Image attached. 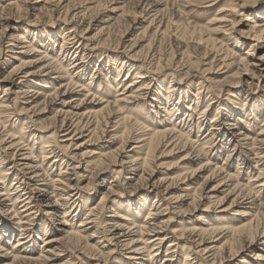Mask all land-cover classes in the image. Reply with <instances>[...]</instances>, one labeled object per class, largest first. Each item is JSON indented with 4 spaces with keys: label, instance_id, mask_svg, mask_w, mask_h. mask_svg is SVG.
<instances>
[{
    "label": "bare ground",
    "instance_id": "6f19581e",
    "mask_svg": "<svg viewBox=\"0 0 264 264\" xmlns=\"http://www.w3.org/2000/svg\"><path fill=\"white\" fill-rule=\"evenodd\" d=\"M8 1L4 7L2 4L4 0H0V29L4 32H6L8 26H5L3 23L11 21L13 13L22 12L24 5L31 0ZM116 1H119L120 4L122 3L124 5L127 0H99L92 7H82L81 11L71 14L68 13L70 8L68 9L67 5L65 17L69 16L70 25L68 28L62 30L65 34L61 40V51H67L70 53L72 49L73 51H77L79 47L83 46L84 49L88 48L85 50L90 51L107 47L112 48L115 51L121 48L125 50L127 49V52H131V49L136 45V41L130 42L127 47H124V43H122L123 36L115 39V41L111 39V35L117 22L123 19L126 14H131L128 11L113 8V11L122 10L121 14L114 18L109 16L110 18L108 17L107 21H100L104 26L100 31L102 34L105 32V39L97 41L94 44L90 43V48L88 47L90 41L86 43L80 41V39L83 38L82 33L84 34V32L88 30L89 24H87V28L79 29L77 27L78 25L74 22L76 19L82 21L87 18L86 16L91 11L105 8L110 2ZM220 1L221 0H210V6L208 7L214 6ZM233 1H241V6L233 5ZM47 2L50 3L51 0H46L44 4H48ZM60 2L61 0H58L57 4H60ZM247 3H249L247 0H231L229 5L222 7L217 14H214L211 17L210 22L204 27H196L189 24L182 27L178 22L174 27L176 29H181L183 33L181 38L176 39L180 42L177 44L176 51L170 52V58L163 59L160 44H157L155 38L158 36L160 37L161 35L165 36V33H169L170 24L163 26L164 22L162 23V21H159V24L157 25L155 24L158 18H162L166 13L164 12L165 9H162L161 7L167 5L174 6L176 4H182L184 6L193 5L189 0H139L138 8H141L140 14H143L144 12L150 14L151 9H154V14L149 19V25L145 29L147 31L148 28H151L152 32L148 45L150 54L145 59H142L140 54L137 53L128 55L130 62H135L136 64L131 63L127 66L128 72L124 74L125 78L122 79V81L125 82L127 78H133L126 81L123 86L121 85L122 81H120V79L123 78L124 75L122 77L120 76L123 73V67L125 66V64L123 65L124 61L117 67V63L113 61L110 62L106 59V66L108 68L113 67L118 68L119 70L116 71L117 77H112V80L109 76H104V81L108 83L105 87H102V83L98 77L95 79V75H101V69L94 71L87 84H85L81 83L82 77L87 70V67L85 69L84 52H82L83 58H81L80 61L76 60L71 64L72 67L69 68L74 72H70L71 70H65L60 62L55 60V57H51L50 54L47 53V49H44V51H36L37 48L32 47L33 45L31 41L27 40L28 38L20 34L18 31V34H15L17 32L10 35L6 33L3 34L0 37V60L7 55L8 58L5 59V63L3 64L5 67H2L0 63V84H7L8 87H10L13 91V98L11 101L12 105L10 106L9 102L11 98H6L8 89H5V87L3 95L0 97V152L3 154V158H10V164H7L10 166L7 167L0 160V199L3 198L0 202H12L11 205L5 207L11 211L14 218L19 217L17 219V224H21L22 220L30 221V217L34 215V211L38 212L41 207H44V214L48 216L50 220L58 221L59 228L56 230L57 232H60L61 236L59 239H46V248L50 247L49 249H51L52 245L50 244L53 243H57L58 245L63 244L64 242H70L75 245L82 243L83 250H85V252H94L96 257L101 258L103 264L107 262L112 251L105 253L103 245L93 241L99 236V234L102 235L104 240L105 237H107L105 235L106 233L109 238L105 239L104 242L108 245L114 246V249H116L115 247H120L124 250H128L129 260L132 264H139L138 261H146V264H153L154 256L157 255L160 248L165 246L166 243L169 244L166 249L167 252L163 264H175V253H179V250H184L185 252L182 264H222L221 262L223 260H218L220 255L228 254L229 256L232 255V257H234V255H237L236 253L246 248H254L253 250H258L254 257L255 260L258 261L256 264H264V249H260L259 251L257 247L258 245L264 246V228L260 231L258 226H254V222L259 215V210L257 211L256 209L257 212H255V207L252 209V206L256 205L254 204L252 196L250 202H242L238 204L237 201L241 198H243L244 201L248 200V198L242 197V192H244L243 190L246 189L247 186L240 184L241 182L238 180L237 173L236 175H233L228 173L226 168L224 169L223 167H218L216 165L212 166L213 164L211 165V160H213L211 152L213 153L215 151L216 153L222 149L221 146H208L214 143V140L211 139L214 138L215 135L216 139L224 138L228 135L227 131L225 132V129L216 128L217 126H221V112L219 110L216 111L214 119H212L213 121L210 123V133L207 134L210 138L202 144H197L201 139L199 140L195 138L196 141L193 142L192 138L190 139L189 137L190 135H185L181 130L182 128L177 129L176 127V120L180 119L179 115H181L180 107L181 104H183L184 99L187 98L186 94H188V91L182 90L180 87L175 89L172 82L169 83L168 88H165V84H160V86H158V95L160 97L151 99L152 95L155 93L150 87L152 85L151 81L154 80L155 83L158 82L157 79L153 77L158 76L162 70H168L170 67L185 70V72H181L177 76L172 74L174 79L176 77L178 86L182 84L184 79L193 76L191 72L195 70L200 72L199 74L204 78L206 73L209 74V72L213 70L214 62L217 60V57H219V63L216 66L218 68L217 71L223 67L224 69L230 70L228 73L235 71L233 75L237 76L240 75V71H245L253 78L258 79L257 85H260V82L263 85L264 68L261 70H258L257 68H255V70L249 69V64L245 62L243 58L239 59L238 57H235L236 55L233 53V50L226 44V39L229 38L225 37L227 36L225 34L229 32L227 27L235 25V21L229 20L231 15L228 16L226 13H232L236 6L242 8ZM123 5L122 8L124 7ZM43 6L44 5L42 4V7ZM179 8H181L180 5ZM166 14L168 15V11ZM171 15L173 14L171 13ZM171 22H173V20ZM257 23H264L263 15H261V20H258ZM154 24L155 26L153 27ZM249 33H254L257 40H263L264 24L258 27L253 24L249 27ZM121 34L123 35L124 33ZM220 35L224 36L223 40H219V38L216 37ZM168 36L170 35L168 34ZM185 36H188L189 38H186ZM186 39H189L188 41H195L196 43L194 44V47H199L200 43L203 44V57L198 60V63L197 61H191V54L188 51V47L184 48L183 46L181 41H184L185 43V41H187ZM234 39L237 41L238 38L234 37ZM114 44L115 46H113ZM92 46L95 49H93ZM232 46L236 48V45L233 44ZM254 47L255 45H252L249 51H254L252 49ZM209 52H214L216 55H219L214 56L209 64H205L204 62L201 63L206 60ZM28 54L33 56L36 55L35 57L37 60L26 62L22 60L23 58H18ZM101 55L102 53L99 56L101 57ZM175 57L176 60L174 62L173 58ZM10 60L17 64L13 63L12 68L7 69L6 66L11 62ZM90 61L88 62V66ZM199 64H203L202 66L208 68L202 71L199 68ZM132 69L133 72L130 74ZM211 81L212 79H206V85L197 88L196 95L194 96L195 101L200 98L201 93L204 91H207L208 93L213 91ZM226 83L225 86L233 89L238 87L242 88L243 86L240 85L241 83L239 81ZM30 84L38 86V88L31 87ZM111 89L116 93V96L112 101H109V98L107 97L109 92H106L107 90L111 91ZM98 90H100V93L102 94L99 95ZM175 94L177 96L176 99H179L177 102L175 98H173ZM247 100L248 94H245L242 103L236 104L237 106L234 104L235 106L232 105L231 107H228L225 110L226 117L223 120H233L234 122L236 120L238 122H243L241 121V118L244 117H246V119L250 116L254 119L261 117L260 113H262L261 111L264 108L263 101L255 97L251 99L252 101L250 103H247ZM149 101L158 104L155 110L149 112V115L147 113L148 117L152 115V119H154L155 124H157V127L155 128H150V126L140 123L137 119V112L132 110L133 108L139 109L144 107L146 102ZM195 101L192 103L191 100V103L188 104L184 110V115L189 117V121L192 119V112L198 107V102ZM211 102L212 99L207 102L203 112L208 110ZM48 109L50 110L49 112H54L52 116L54 127L52 129H48L49 127L46 128V125L42 124V122L41 124L37 123L38 118L36 117L43 114V112ZM13 114L16 116H24L23 120L20 121L23 123L19 131H17L15 125L18 121L17 119H14L15 117ZM232 117L233 119H231ZM34 118L36 119L34 120ZM219 119L221 121L220 123ZM204 120L206 119L203 118L202 121H197L195 125L196 134L200 133ZM244 122L246 121L244 120ZM53 123H51L50 126H52ZM235 125V123L228 125L231 126L230 131L236 130ZM112 126L113 128H116L111 132L105 130ZM190 126L191 125H188L187 128H190ZM31 127H34L38 132L40 131V134L52 130L51 135L46 138L47 142L39 148L37 156H35L36 151H34L33 146L30 145L31 142H27V135L34 134L32 133L33 131L31 132L29 130ZM84 133L87 134L85 136V141L80 143L74 142L78 140V138H81ZM105 136L108 140L103 142L108 144L107 147H101L100 149L92 146H97L98 143L102 142V139H104ZM231 136L234 138V150L236 147L242 148L243 145H245L246 152L248 151L252 155L253 153H258V157L255 156V159L258 158L257 161L254 162L250 157H247V161L250 163L252 162V164L254 163V165L262 162L260 166H264V123L256 138H250L246 133L240 131ZM37 137L42 140L45 138V135H38ZM239 137H241L240 140H235V138ZM239 141H243V144ZM131 143L132 147L129 149L128 145ZM196 144L197 146H195ZM115 145L117 147H115ZM207 148H212L209 155L207 154L209 152ZM160 149L163 150L159 151ZM230 151L231 149L228 152ZM23 152L25 154H23ZM174 152H177V154L184 153L178 161V167L181 170V173L169 179L167 177L170 174H167L166 178L151 183L153 176L151 168L154 165L153 160H159V157L163 155L171 156ZM18 153L22 154L18 155ZM157 153H159V157L157 156ZM229 154L230 153L226 155L225 161L229 157ZM259 155L262 156L259 157ZM17 156H20V158H17ZM241 159L242 158L239 155L237 161H241ZM48 160H51V166L45 169L43 164ZM190 164L200 165L197 170L193 171L190 167H187ZM224 164L225 163H223L222 166H224ZM178 167H172L167 169V171H172ZM246 168L249 169V166ZM92 169L95 170L91 172ZM262 169L264 168L262 167L261 170ZM54 170H57L59 173L55 180L53 179V174L55 173ZM110 171L116 173L112 177L113 179L107 183L106 189H104L106 191L101 193V198L98 204L86 209L85 216L80 220L77 227H75L73 223L69 224V221L74 219L77 214L74 215L71 220H68L67 218L71 215H67L68 211H65V209L62 210V208L65 204L71 201V207L73 206L75 208L74 212L76 211L78 214H81L84 208L81 205L82 195L78 193L80 191V182H82V180H87L82 189L93 192L95 188H97L99 180ZM205 171L209 172V176L206 178L204 184L208 182L207 180L214 182V180L219 179L210 191H208L207 188H204V186L195 187L200 178V174ZM147 172H149V174H147ZM87 173L90 175L89 177H86L87 175L84 176ZM146 174L148 175L149 180L144 178V175ZM262 175L263 170L260 171V169H258L256 178L252 179L253 182L259 183L258 186H262V183H264V180L261 181V179H263ZM124 176L131 177L128 180H135V185L143 183L144 188L134 187L132 188L133 191H125L124 187L126 185L124 184ZM11 178L13 181L12 188H14L13 193H9L10 191L7 190L6 184L7 179L9 180ZM175 182H178L180 185L176 187V190L180 193V196L175 199L176 203L189 201L188 206H193L195 207L194 209H196L198 208V202H205L204 205L206 207L202 212L210 214L209 218H212V223L208 224L205 219H203L202 221L198 220V222H200V225L198 226L189 228L184 227L175 230L172 229L173 227L169 223L170 220H163V214L166 213L169 206H171L170 201L164 196L168 195L170 186L174 185ZM249 182L247 183L248 185ZM164 183L169 184L165 189L161 190ZM112 184H114V186H111ZM222 186H226L228 190L223 197L224 199L214 196L215 192H219V189ZM58 187H62V190L58 189ZM63 188L67 190L66 194L58 192H64ZM206 190L208 191L207 193ZM72 191H74V194L69 195ZM142 191H145L144 194L146 197L142 200L144 205L141 204V206H146L147 208L144 225H142L143 223L140 225H137L136 223V218L138 217L136 215H138L137 212L139 211L140 203L137 202L134 204L131 203V201H126L124 204L118 203L117 210L112 209V216H110L112 219L107 221L108 227L100 226L101 223L96 219L101 214L104 205L103 203L107 199L115 197L120 198L125 193L139 195ZM200 192H204L205 195H200ZM152 195H154V200L149 204L147 201ZM61 196L67 197L66 199H62V201H59L61 199L58 198ZM227 198L232 199L230 206L236 205L244 208V212L238 216H242L246 219L241 222L240 225H234L231 223L232 221H229V223L225 222V219L220 220L218 216L230 208L221 207L224 200ZM59 202H61V204ZM79 202H81V204ZM162 203L165 209L161 210L159 207L162 206ZM18 205L20 206L18 207ZM119 210L121 212H118ZM22 214L24 217H21ZM261 214H263L264 217V213ZM37 234L40 233L35 232V238L39 239V237L36 236ZM12 236L13 231H11V228L7 225L0 224V242L3 241L4 244L5 242L7 244ZM100 238H97V240ZM24 239L25 238L18 239L16 246L24 245ZM21 240L22 243H20ZM185 245L188 246L186 249L184 247ZM3 247L5 246H0L1 253L5 251ZM30 252V254L22 252V256L15 255L13 261L18 260L27 263L46 261L48 257L46 255L52 254V252L41 250L39 256H34L33 250ZM191 253L195 254L197 257L191 259V256L193 255ZM225 256L227 257V255ZM143 257H147V260H143ZM243 263L249 264L246 262H242V264Z\"/></svg>",
    "mask_w": 264,
    "mask_h": 264
},
{
    "label": "rangeland",
    "instance_id": "374dc122",
    "mask_svg": "<svg viewBox=\"0 0 264 264\" xmlns=\"http://www.w3.org/2000/svg\"><path fill=\"white\" fill-rule=\"evenodd\" d=\"M8 0H4V2L2 3L3 6L5 7L6 4L9 2H7ZM37 1V2H36ZM58 0H51L50 3L48 4H44L46 2V0H31L29 1L27 4L24 5L22 12H15L12 15V19L11 21L7 22V23H3L5 26H8L6 29V32H4L2 29H0V37L3 34H14V32H19L20 34H22L23 36H26L32 43V47L33 48H37V50L39 51H44V49H47V53L50 54L51 57H55V60H58V62H60V64L63 66V68H65V70L70 69L69 67H72V63L74 61H80L81 58H83V54L82 52H84L85 57V69L87 67V70L85 72V75H83L81 83H85L87 84V82L89 81L90 77L93 75L94 71H97L99 69H101V75H95V79L98 77L99 80L102 83V87H105L106 84H108L107 82L104 81V76H109L112 80V77H117V70H119L118 68H108L106 66V59L109 60L110 62H115L117 63V67L120 65V63H123V65L125 64V66L123 67V73L121 74L120 77H122L124 74H126L128 72V65L131 63H135V62H130V60L128 59V55H131L132 53H137L140 54V57L142 59H145L148 57V55L150 54L149 52V40L151 37V28H148V30L146 31L145 29L148 27L149 25V19L152 17V15L154 14V9H151L150 14L148 12H144L143 14L141 13V8H138V2L139 0H127L126 3H124V5L119 1L116 2H110L109 4H107V6L105 8H101L99 10H93L91 11L85 18L84 20L80 21V19H76V21H74L76 23V25H78L77 27L80 28H87V24H89L88 30L86 32H84V34L82 33V39H80V41H82L83 43H86L88 41V47L90 48L91 44L96 43L97 41L100 40H104V34L101 33V29L104 28V26L101 24L100 21H107L108 17L111 16V18L113 17H118V15L121 14V11L124 9L126 11H128L131 14H126L124 16L123 19H121L119 22H117L114 31L111 35V39H113V41H115V39L120 38L121 36H123L122 38V43H124V47H127L128 44L130 42L136 41V45L131 49V52H127L125 49H121L119 48L117 51H115L112 48H99V49H95L93 46L92 48L95 49L93 51L90 50H85L88 48H85L83 46L79 47L77 51H72L70 53H68L67 51H61V40L65 34V32H62L63 29L68 28V26L70 25L69 23V16L65 17V12H66V6L69 9L68 13H75V12H79L81 11L82 7H92L95 3H97L99 0H61L60 4H57ZM70 1V3H69ZM138 1V2H137ZM191 1L193 6H184L182 4H179L181 6V8H179V5H167L164 7H161L162 9L164 8V12L167 13L168 11V15L165 13V17L163 16L162 18H158V20L155 22V24H159V21H162L163 26L169 25L170 27V31L169 33H165L163 35H161L160 37H156L155 40L157 42V44H160V49H161V54L163 55V59H167L168 57L170 58V52H175L176 51V47L178 42H180L179 39L182 37V31L181 29H176L174 27V25L177 23L179 25H181L182 27L186 26L187 24L191 25V26H196V27H204L206 26L209 22L211 17L214 14H217V12L225 6H228L231 0H221L220 2H218L216 5L210 6L209 1L210 0H189ZM249 3H247L246 5H244L242 8H239V6H241V1H233L234 3H232L233 5H239L236 6L235 10L231 13L228 12L226 13L228 16L231 15V18L229 20L235 21V25L232 26H228L227 29L229 32H227V36L225 37H229L227 38V46L233 50V53L236 55L235 57L243 58L245 60V62H247L249 64V69H254L257 68L258 70H261L264 68V39L259 41L257 40V38H255L256 36L254 35V33H249V27L252 26L253 24H255L257 27L263 25L262 23H257L258 20H261V15L264 16V0H247ZM209 3V4H208ZM42 4L45 6L42 7ZM122 5L124 6L122 8ZM126 5V6H125ZM203 6V7H202ZM42 7V8H41ZM208 7V8H206ZM116 8V9H122L120 11H113L112 9ZM168 8V9H167ZM184 8V9H183ZM78 9V10H77ZM167 9V10H166ZM51 11V12H50ZM135 13V14H134ZM170 13V16H169ZM171 13L174 15H171ZM149 14V15H148ZM68 15V14H67ZM178 16V17H177ZM170 17V19H169ZM259 17V18H256ZM11 18V17H10ZM67 20H66V19ZM110 18V17H109ZM173 18V19H172ZM78 20V21H77ZM173 20V22H171ZM176 20V21H175ZM65 21V22H64ZM73 22V23H74ZM80 22V23H79ZM100 22V23H99ZM66 23V24H64ZM68 23V24H67ZM74 23V24H75ZM173 23V24H172ZM155 24L153 25V27L155 26ZM165 24V25H164ZM67 26V27H66ZM173 27V28H172ZM15 29V30H12ZM145 30V31H144ZM178 30V31H177ZM15 33V34H18ZM103 32V31H102ZM121 33H124L123 35ZM168 34L170 36H168ZM168 37H167V36ZM231 35V37H230ZM113 36V37H112ZM222 36V37H221ZM53 37V39H52ZM56 37V38H55ZM166 37V38H165ZM178 37V38H177ZM186 37V36H185ZM219 38V40H223L224 36L220 35V36H216ZM234 37L238 38L237 41H235ZM55 38V39H54ZM186 38H189L188 36ZM187 40V39H186ZM189 40V39H188ZM181 41L183 43L184 48L188 47V51L191 54V61L192 62H196L198 63V60L202 59L203 57V52H204V46L202 43H200L199 47H194V44L196 43L195 41ZM225 40V41H226ZM55 41V43H54ZM189 42V43H188ZM112 44V43H111ZM155 44V42H154ZM236 45V48H234L232 45ZM156 45V46H158ZM252 45H255L254 48H252L254 51H249L250 47ZM112 46V45H111ZM110 46V47H111ZM115 46V44L113 45ZM68 47V46H67ZM102 47V46H101ZM175 48V49H174ZM183 48V49H184ZM109 49V50H108ZM174 49V51H173ZM16 51H20V50H16ZM75 52V53H74ZM116 52V53H115ZM64 53V54H63ZM68 53V54H67ZM102 53L101 57L99 56ZM125 53V54H124ZM210 53V52H209ZM207 55V58L205 61H202L201 63H205V64H209L211 59L214 56H217L219 54H215L214 52L210 53ZM9 54V53H8ZM88 56H87V55ZM165 55V56H164ZM167 55V56H166ZM36 55H23L21 57L18 58H23V61H31V60H37V58L35 57ZM63 56V57H62ZM91 56V57H90ZM177 57V55H176ZM176 57L173 58L174 62L176 60ZM3 59L0 60L1 66L5 67L3 64L5 63V59L8 58V55L5 57H2ZM36 58V59H34ZM64 59V60H62ZM71 59V60H70ZM91 61H90V60ZM11 62L9 64H7L6 68L11 69L12 68V64L16 63L12 60H10ZM90 61V64L88 66V62ZM219 63V57H217V60L214 62V67L213 70L211 72L206 73L204 78L206 79H212L211 81V87L213 88V91L211 93H208L207 91H204L203 93H201L200 98L195 101L194 100V96L196 95L197 92V88L200 86H204L206 85V82L204 80V78H202V76L199 74L200 72L192 71V75L190 78H186L183 80L181 85H177V80L176 77L175 79L173 78L172 74L174 75H179L181 72H185V70H179L175 67H170L168 70H162V72L156 76L153 77L155 79H157V83H155V81H151L152 85L150 86L152 88V91H154L155 94L152 95L151 99L156 98V97H160L158 95V86H160V84H165V88H168V85L170 82H172V85L175 86V89H178L179 87L182 90H187L188 94H186L185 96L187 98L184 99L183 104H181L180 107V113L181 115H179V118L176 123V127L177 129H181L183 131V133L185 135H190V139L192 138V141L195 142L196 139H201L197 144H202L204 142H206L207 139L210 138V136L208 137L207 134L210 133L209 129H210V123H212V119H214V115L216 114V111H220L221 115H220V119H219V123L221 122V126H217L216 128H223V130L225 129V132L227 131V136H225L224 138H217L216 139V135L214 138H212L211 140H214L211 145L208 146H221V151L216 152L215 151L212 153L211 150L212 148H207L209 150V152L207 153L208 155L211 152V157L213 160H211V165L214 166H218V167H223L224 169L226 168V170L228 171V173L236 175L238 176V180L241 182L240 184L242 185H246V189H244L242 192L244 198H248L247 201H244L243 198L238 199V204L242 203V202H250L253 198L254 204L252 206V209H254L255 207V212H259V215L257 217V219L254 222V226H258V228H260L259 230L261 231V229L264 228V217L263 214L264 213V183H262V186H258V182H253L252 179L256 178V175L258 174V169H260V171L263 170V175L261 181L264 180V169L261 170V168L264 166H260L261 163L254 165V163L252 164V162L250 163L249 161H247V157H250L251 160H253L254 162L258 160L255 159V156L258 157V153H253L250 154V152H246L244 147L245 145H243V147H236L235 150L233 149L234 147V138L233 136H231L232 134H237L240 132L246 133L248 137L250 138H256L259 135L261 126L263 125V121H264V108L262 109V113H260L261 117H257V118H252L250 117H244L241 118V121L244 122V120L246 122H238L235 120V122L233 120H223L226 117V109L228 107H231L232 105L235 106L238 103H242L244 98H245V94H248V100L247 103L251 102L252 98H259L263 101L264 103V88H260V87H264L261 82L260 85H257V78H253L249 73L245 72V71H240V75H233V73L235 71H232L230 73H228V69H224L223 67L219 70L216 67ZM17 64V63H16ZM15 64V65H16ZM136 64V63H135ZM203 64H199V68L203 71L206 70L208 67L206 66H202ZM260 66V67H258ZM262 66V67H261ZM70 72H74L72 69H70ZM179 71V72H178ZM111 72V73H110ZM133 72V69L131 70L130 74ZM125 78V75L123 76V78H119L120 81H122V79ZM133 77L131 78H127V80H125V82L122 81V86L123 84L126 83V81L131 80ZM80 79V78H79ZM78 79V80H79ZM83 81V82H82ZM240 82V85H243L242 88H230L228 86H225L227 83L226 82ZM263 81V80H261ZM177 86H176V85ZM31 87H37L38 86H34L32 84H30ZM257 86V88H256ZM6 87V88H5ZM5 89H8L7 91V96L6 98L10 97L11 100L9 102V105H12V90L10 89V87H8L7 84H0V97L3 95V91ZM250 88V89H249ZM114 89V88H113ZM249 89V92H248ZM257 89V90H256ZM99 95L102 94L100 93V90H98ZM257 91V92H256ZM105 92V91H103ZM108 98L109 101H112L114 99V97L116 96V93L113 92V90H107L106 93H108ZM164 94V93H163ZM212 98H211V97ZM234 96V97H231ZM176 94L175 96H173V98H175L176 102L179 101V99H176ZM199 97V96H198ZM203 98V100H202ZM210 99H212V102L210 103V107L208 108L207 111L203 112L205 109V105H207V102L210 101ZM161 100V99H160ZM192 103L193 101L198 102V107L197 109H195L192 112L191 121H189V117H187L186 115H184V110L186 109V106L188 104ZM23 101V100H21ZM182 101V100H180ZM258 101V100H257ZM235 104V105H234ZM158 106L157 103H154L152 101L146 102V104L144 105V107H141L139 109L137 108H133L132 110H134V112H137V119L140 123H144L147 126H150V128H155L157 127V124H155L154 119H152V115L148 117L149 112H152V110H155L156 107ZM237 106V105H236ZM50 110H46L45 112H43V114H40L39 116H37L36 118H38V122L40 123L42 122V124L46 125V128L49 127L48 129H52L54 127V123L52 121V116L54 114V112H49ZM147 111V112H146ZM42 113V112H41ZM148 113V115H147ZM183 113V114H182ZM207 113V114H206ZM145 114V115H144ZM211 114V115H210ZM13 116L15 117L14 119H17V123L16 128L17 131L20 130V128L22 127V123L20 122L21 120H23L24 116H16L13 114ZM201 116V117H200ZM254 117V115H253ZM34 118V120L36 119ZM204 119V123L203 126L200 130L199 134H196V128L195 125L198 122L202 121ZM233 119V117L231 118ZM200 120V121H199ZM175 121V122H176ZM240 121V120H239ZM188 122V123H187ZM228 122V123H227ZM230 122V123H229ZM53 123L52 126H50V124ZM195 123V124H194ZM225 125H224V124ZM236 124V130H231V126H228L229 124ZM247 123V124H246ZM180 124V126H179ZM218 124V123H217ZM191 125L190 128L187 126ZM193 125V126H192ZM186 127V128H185ZM250 127V128H248ZM45 128V129H46ZM116 128V127H114ZM112 127L106 128L105 130L108 132H111L113 129ZM193 128V129H192ZM215 128V127H213ZM159 129V128H158ZM229 129V130H228ZM32 133L34 134H30L27 135V142H31L30 145L33 146V149L35 152V156L38 155V151L39 148L41 146H43L47 140L46 138H48L51 133L52 130H48L45 133L40 134L34 127H31L29 129ZM187 132H186V131ZM239 130V131H238ZM195 131V132H194ZM219 131V130H218ZM216 131V132H218ZM189 133V134H188ZM217 134V133H216ZM35 135V136H33ZM38 135H45V138H43L42 140H40L37 136ZM87 134L84 133L83 136H81V138H78V140L74 141L77 143L83 142L86 140L85 136ZM197 136V137H196ZM206 137V138H205ZM195 139V140H194ZM241 137L239 138H235V140H240ZM108 139L106 138V136L104 137V139H102V142L98 143L97 146L92 145L93 147H97L100 148L103 147H107L108 144H106V142L103 141H107ZM204 140V141H202ZM210 141V140H209ZM35 142V143H33ZM236 142V141H235ZM241 144H243V141H239ZM210 143V142H209ZM34 144V145H33ZM197 144L195 146H197ZM115 147H117L115 145ZM129 149L130 147H132V143L128 145ZM231 149L230 152H228ZM89 150V149H88ZM163 149H160L159 151H161ZM170 150V149H169ZM167 150V151H169ZM85 152V150H84ZM37 153V154H36ZM229 154V157L226 159V155ZM22 153H18V155H20ZM23 154H25L23 152ZM213 154V155H212ZM184 155V153H178L174 152V154H171V156H167V155H163L160 156L159 153H157V156L159 157V160H153L154 161V165L151 168L153 172V176L151 179V183L152 182H158V180L166 178L167 174L168 175V179L169 178H173L175 176H177L178 174L181 173V170L178 167V161L180 159V157H182ZM241 156V161H237L238 160V156ZM249 155V156H248ZM262 155H259V157ZM17 158H20V156H17ZM0 160L4 163V165H6L7 167L10 165H7L8 163L10 164V158H3V154L0 152ZM37 160V159H36ZM38 161V160H37ZM215 161V162H214ZM224 164V166H222V164ZM264 164V161H263ZM198 165H188L187 167H190L191 170L195 171L198 169ZM49 166H51V160L45 161L43 164V167L45 169H47ZM177 166L178 168H175L172 171H167V169H170L172 167ZM249 166V169H247L246 167ZM193 167V168H192ZM95 170V169H94ZM92 169L91 172L94 171ZM54 174H53V179L55 180L57 178V176L59 175L57 170H54ZM116 172H108L106 173L101 180H99V182L97 183V188H95V190L92 192L90 190H86V189H82V187L85 186L86 181L87 180H82V182H80L79 184V189L80 191L78 192L80 195H82V204L81 202H79L82 206H83V210L81 212V214H78L76 211L74 212L75 208L72 206L71 207V201H69V203L65 204V206H63L62 210L65 209V211H68L67 215H71L69 218H67L68 220H71V218L77 214V216L72 219L71 221H69L70 223H73L75 225V227H77L80 223V220L84 218L85 216V212L86 209L90 208V207H94L96 206V204H98V202L100 201L101 198V193L106 191L104 189H106L107 183L110 182L113 178V176L115 175ZM147 174H149V172H147ZM144 175L145 179L149 180L148 175ZM87 175V176H86ZM84 176L89 177L90 175L87 173ZM209 176V172L205 171L202 172L200 174V178L198 179V182L196 184L195 187L200 186L204 188H207L208 191L211 190L212 187H214L216 185V182L219 180H214L213 181H209L206 184H204V182L206 181V178ZM251 177V179H250ZM131 177L128 176H124L123 179H125L124 184L126 185L125 191L130 192L133 191L132 188L136 187V188H144V184L143 183H138V185L136 184V181H132L128 180ZM252 185H251V183ZM260 181V180H259ZM249 182V185L247 184ZM12 178L11 179H7V190H9V193H13V189L12 188ZM146 183V182H145ZM261 183V182H260ZM140 184V185H139ZM169 183H164V186L162 187L161 190L165 189V187L168 185ZM230 184V183H229ZM227 184V185H229ZM111 186H114V184H112ZM180 186L178 182H175L174 185L170 186V191L168 193V195L164 196L167 200L170 201L171 206H169V208L167 209L168 211L166 213L163 214V220H170V225L173 227L172 229L175 230H179L182 229L184 227H193V226H198L200 225L198 222L202 221L203 219H205L206 223L210 224L212 223V218H209L210 214H206L204 212H202V210L205 209V202H198V208L194 209L195 207L193 206H188L189 201H182V202H177L175 201V199L180 196V193L176 190V187ZM63 187V186H62ZM62 187H58V189L62 190ZM81 187V188H80ZM260 187V188H259ZM64 189V188H63ZM206 190V193L208 192ZM66 189H64V192L62 191H58L61 194H66ZM85 191V192H84ZM227 187L226 186H222L219 189V192H215L214 196L217 198H223L225 196V194L227 193ZM74 191H72V193L70 194H74ZM77 192V191H76ZM145 191H142L139 193V195H134L133 193H125L122 197L118 198H112V199H107L103 204V210L101 211V214L97 217V221H99L101 224L100 226H107V221L111 220L112 218H110V216H112V209L117 210V204L118 203H125L126 201H131V203H137L139 202V211L137 212L138 216L136 218V223L137 225L145 224L146 221V206H141L144 205L143 204V199L146 197V195L144 194ZM200 195H205L204 192H200ZM252 196V198H251ZM67 196H61L58 199H61L59 201H62V199H66ZM250 197V198H249ZM71 198V197H69ZM154 195L150 196L148 198V203H152V201L154 200ZM224 199V198H223ZM2 199H0V201H2ZM232 199L227 198L226 200H224V203L221 205L222 208H228L227 211H225L223 214H219V218L221 219H225V222L232 221L231 223L234 225H240L241 222L245 221L246 218H243L242 216H238L241 215L242 212H244V208L242 206H230ZM12 202H0V224H4L7 225L11 228V231H13V236L12 238L7 242L1 241L0 242V246L2 247L3 245L5 247H3L5 249L4 252H0V264H103V261H101V258L96 257L94 255V252H90V251H86L83 250V244H79V245H75V244H71L70 242H64L63 244L58 245L57 243H53L50 244L52 245L51 249L46 248L47 246H45V240L46 239H59L60 236V232H57L56 229H58L59 225H58V221H52L48 218V216H46L45 213V208L41 207L40 210L38 212L34 211V215L32 217H30V221H26V220H22L21 224H17V219L19 218H14L13 214L11 213V211H9L5 206H9L11 205ZM61 204V202H59ZM130 203V204H131ZM147 203V204H148ZM237 204V205H238ZM68 205V206H67ZM128 205V204H127ZM132 205V204H131ZM20 205H18L19 207ZM126 206V205H125ZM17 207V208H18ZM134 207V206H133ZM141 207V208H140ZM144 207V208H143ZM232 207V208H231ZM260 207V208H259ZM71 208V209H70ZM74 208V209H73ZM105 208V209H104ZM141 209V210H140ZM159 209H165L162 203V206L159 207ZM257 209V211H256ZM21 211V210H20ZM263 211V212H261ZM118 212H121L120 210ZM124 212V211H122ZM156 212V211H155ZM170 213V214H168ZM173 213V214H172ZM131 214L133 215V213L131 212ZM61 216V215H60ZM21 217H24V215L22 214ZM260 219V220H258ZM216 222V221H215ZM106 223V224H105ZM256 223V224H255ZM259 223V224H258ZM206 225V224H205ZM24 226V227H23ZM35 232H39L40 234H37L36 236L39 237V239L35 238ZM100 232V230H99ZM107 237H105V239L109 238L108 234H105ZM102 237L101 234H99V236L97 238ZM25 238L23 242H25L24 245L21 246H16L17 245V241L18 239H22ZM34 238V239H33ZM97 238L93 241V242H98L100 244L103 245V247L105 248L104 252L108 253L109 251H112V254L108 257V260L105 264H132V262L129 260V254H128V250H124L120 247H115L116 249H114V246L112 245H108L105 241V239L103 240V237L98 239ZM20 243H22V240L20 241ZM92 244V242H91ZM168 244L166 243L165 246H163L162 248H160L159 252L157 253L156 256H154L153 260L154 263L153 264H163V261L165 260V255L167 252V248H168ZM185 249L188 246H184ZM259 251L260 249H264V246H257ZM45 248V249H44ZM254 248H246L243 249L241 251H239L238 253H236L237 255H234V257H232V255H227V257L223 254L220 255L218 260H223L221 263L222 264H242V262H246L249 264H256L258 263L257 260H255V254L256 252H258V250H253ZM31 250H33V255L34 256H39L41 253L40 251H49L52 252V254L50 255H46L47 260L46 261H39V262H31V263H27V262H21L18 260L13 261V258L15 257V255H21L23 254L22 252L26 253V254H30ZM115 251V252H114ZM180 253V254H179ZM179 253H175V258H174V262L175 264H182L183 262V258H184V250H179ZM194 253V252H193ZM191 253V254H193ZM260 253V252H259ZM44 254V253H42ZM107 255V254H105ZM22 256V255H21ZM43 256V255H42ZM223 256V257H222ZM95 257V258H94ZM197 257L195 254H193L191 256L192 258ZM225 257V258H224ZM143 260H147V257H143ZM232 258V259H231ZM195 261V260H194ZM139 264H146L145 262H141L138 261ZM203 264V263H202ZM244 264V263H243Z\"/></svg>",
    "mask_w": 264,
    "mask_h": 264
}]
</instances>
